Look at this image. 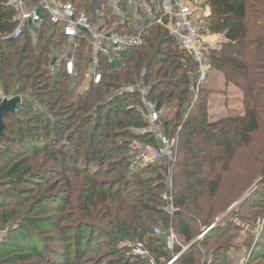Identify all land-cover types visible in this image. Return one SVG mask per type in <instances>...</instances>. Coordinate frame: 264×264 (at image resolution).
<instances>
[{"label":"trees","instance_id":"obj_1","mask_svg":"<svg viewBox=\"0 0 264 264\" xmlns=\"http://www.w3.org/2000/svg\"><path fill=\"white\" fill-rule=\"evenodd\" d=\"M5 1L0 0V94L26 99L18 104L19 116L3 118L0 140L12 148L0 151V190L18 195L0 201V228L7 233L0 241V264H150L168 256L166 264L179 253L172 264H203V259L227 264L243 229L238 223L256 220L257 211L245 205L248 199L236 203L255 181L264 184V0H202V8L210 10L209 33L226 39L209 49L207 65L241 93L243 107L242 114L214 122L207 105L217 90L201 85L193 96L192 57L164 27L149 20L142 24L144 44L122 55L117 66L99 55L101 82L76 93L62 64L51 71L54 51L63 43L59 27L45 21L35 37L18 34L15 13ZM61 1H71L76 12L94 10L88 0ZM107 25L135 32L114 15ZM87 47L79 42L76 53L79 86ZM138 84L153 110H175L172 120L160 116L178 138L172 214L163 199L164 166L156 163V173L148 175L153 165L131 171L128 148L121 143H156L152 135L138 134L147 127L148 111L134 88ZM123 87L126 92L98 105ZM158 224L188 248L169 250L165 239L152 233ZM135 243L149 258L131 254ZM258 249L264 250V224Z\"/></svg>","mask_w":264,"mask_h":264},{"label":"built area","instance_id":"obj_2","mask_svg":"<svg viewBox=\"0 0 264 264\" xmlns=\"http://www.w3.org/2000/svg\"><path fill=\"white\" fill-rule=\"evenodd\" d=\"M158 1V0H153ZM94 5H100L102 0H90ZM122 2V3H121ZM125 2L119 1L120 6ZM127 8L137 7V0H126ZM5 5L10 7L15 13V20L18 22L17 33L37 35L45 21L59 27L63 37V43L57 48L54 55V63L51 71H54L62 64L66 76L72 80L73 86L78 85V68L76 53L79 49V42L85 41L88 44L86 50V59L83 69V81L78 88L85 90L89 85H98L101 82V73L97 70L98 56L108 58L109 63L114 67L120 64V57L126 54L134 47L142 46L145 42V33H142V24L147 20L151 23L160 25L168 30L178 45L188 52L193 60V66L196 68V77L193 88L196 93L201 85L206 81L207 53L213 49L208 42L210 35L205 19L209 14H205L202 8V0H163L162 4L153 7L148 17L142 19V24L134 26L135 32H117L114 26L105 24L109 16L102 15L104 20L103 28L105 32L97 30L89 14L84 11L76 12L75 6L71 1L61 0H6ZM120 11L117 8L116 12ZM136 19L140 20L138 11H135ZM114 14V13H113ZM105 16V19L103 18ZM106 17H108L106 19ZM120 23H127L125 18H118ZM133 26V24H130ZM98 39V42L96 41ZM209 68V66H208ZM136 90V88H135ZM127 89L121 88L104 99V103L110 102L117 94L126 92ZM136 91L145 92L144 89ZM1 95V94H0ZM3 99H11L9 96L2 95ZM16 110V109H15ZM15 112V111H14ZM146 115L148 124L147 132L155 138V144L131 143L129 168L133 172L143 169L148 164L158 163L164 166L166 172L174 164L177 157V136H168L161 133L158 128L160 117L156 111L150 110ZM148 118V119H147ZM166 202L168 212L172 214L170 193L163 196ZM154 236H162L165 239L166 246L173 251L175 247H184L178 242L173 231L162 232L159 226L153 228ZM131 254L149 258L148 252L141 243L130 245ZM180 255H173L166 264H172Z\"/></svg>","mask_w":264,"mask_h":264},{"label":"rangeland","instance_id":"obj_3","mask_svg":"<svg viewBox=\"0 0 264 264\" xmlns=\"http://www.w3.org/2000/svg\"><path fill=\"white\" fill-rule=\"evenodd\" d=\"M149 9H150V7H149ZM55 51H54L53 57L55 55ZM206 70H207L206 71L207 78L203 84L204 85L203 87L217 90V92L212 93L209 97L210 99L208 101V108H207L209 111V114H210L209 120L211 122H214V121L226 116L229 113H231L233 115L242 114L243 113V107H242V103H241V93L234 86H231V85L226 86L224 77L221 74L217 73L214 70L209 69L208 66H206ZM194 75H195V73H194ZM194 83H195V76H194L193 85H194ZM193 85L190 87V91L194 96L196 94V91L193 88ZM72 87L75 88L76 93H78V92L81 93L84 91V90H80V88H78L79 85L72 86ZM227 87H228V89H227ZM134 88H136V90L137 89H140V90L144 89L145 90V87H142L141 84L135 85ZM120 90L121 89H119L118 91H120ZM117 92H115V93H117ZM139 93H140V91H139ZM141 94H142L143 98L145 99L144 102L146 103V107L148 110L147 113H148L150 110H153V106L149 103L147 96H145L146 90H145V92H142ZM1 96L2 95H0V98H4ZM11 99H13V98H11ZM11 99H9V100H11ZM14 99H18L19 105H20L22 103V101L24 99H26V96H20L19 98H14ZM3 100H8V99H3ZM107 103H104V99H103V101H100L98 103V105L103 106ZM17 109H18V106L16 107V110L13 113L15 116H19ZM153 111H155V110H153ZM164 112H168V113H160V112H157V113H158L159 117L161 116V117L167 118L168 120L169 119L172 120V117L175 113V110L173 109V107L165 110ZM213 114H215L216 116H214ZM146 115H148V114H146ZM161 117L159 118L160 121L158 122L159 131L161 133H165L166 135L173 137V134L170 131L172 125L169 124V127H164V123L161 121ZM144 118L146 120V116H144ZM8 124L9 123L6 122V126ZM89 127L90 126H88V128ZM147 128H148V124H147V127L145 130H147ZM85 131H87V130H85ZM145 133H147V132H145ZM138 134H143V132L140 131V132H138ZM121 143L125 144V146H127L128 152H126V154H128L130 157V149L129 148L131 146V143H142V142L135 139V140H127V141L121 142ZM6 147L12 148L11 146L7 145L6 143H2V141L0 140V151L4 150ZM123 154L125 155V153H123ZM150 165H153L152 169L149 170L148 172H146V175H148L149 173H156V170H154L158 167V164H156V163L148 164L143 169L147 168ZM172 167H173V165L170 167L168 172H166L165 169L160 172L165 177V180L167 182L168 193H170V190H171V183L170 182H171V175H172ZM143 169H140L137 172L142 171ZM0 192L2 193V197H1L0 201L10 199V198L14 197L15 195H18L16 193L18 191H16V190L9 191L8 189H1ZM247 199L249 202H248V204L246 203L245 205L246 206H252L253 209H255L257 211V213L254 215L252 213V218H255L256 220H255L254 224L249 223L248 225H245V224L242 225V222L238 223L241 227H243V229H242V232L239 235L237 241L235 242V244H233L234 248L230 249L228 252L227 264H262L264 261V260H262V258H264V250L258 249L257 252H255V250H254L255 245L257 243V240H258L259 236L261 235L263 224H264V184H262L261 181H259V180L255 181L254 184H252L250 187H248L247 190L244 192V194L239 198V200L237 201L236 204H239L242 201L246 202ZM236 204H234L230 209H228L225 213H223L221 215V217H219L217 220H215L213 225H215L221 219H224V217H226L230 213V211L233 210V208L236 206ZM242 215H244V217L250 218L249 213H246L244 211H243ZM157 226H159L161 231L164 232L162 225H159V224L154 225L153 228H155ZM252 226H254V227L251 228ZM208 229L203 231L202 235H204ZM5 230H6V228L5 229L0 228V241L1 242L7 237V233ZM246 231H249L251 233L246 232ZM253 233L255 234L254 235L255 237H252V238L247 237L248 235L253 234ZM11 237H14V236H11ZM246 237L248 238V240H246ZM46 239L47 238L44 239L45 240L44 243H46ZM244 241H245V243H244ZM178 242L181 244L182 247H184L183 250L187 249L189 246V245L184 246L181 243V240L180 241L178 240ZM49 247L53 248L56 246H53V244H51V245L49 244ZM156 247H158V246H156ZM158 249L161 250V248H159V247H158ZM163 253H165L166 255H169L165 250ZM91 255H94V254H91ZM253 256H254V258H252ZM166 257H168V256H164V258H166ZM164 258H161L159 261H155V259L152 258L149 260V262H150V264H162V263H164V261H166V259L164 260ZM206 261L207 260L203 259L202 263L208 264V261L207 262Z\"/></svg>","mask_w":264,"mask_h":264},{"label":"crops","instance_id":"obj_4","mask_svg":"<svg viewBox=\"0 0 264 264\" xmlns=\"http://www.w3.org/2000/svg\"><path fill=\"white\" fill-rule=\"evenodd\" d=\"M88 1L94 8L93 12L90 11L88 14L91 17V20H92L93 24L96 26L97 30H99L101 32L108 31V30H105L103 28L104 20L100 18L102 15L109 16V17H110V15H114L115 18H119L120 20H121V18H123V19L125 18L128 25L133 24V26H136L137 24H139V25L142 24L141 20L148 17V13H150V11L153 9V7H156L157 4H162V2H163V0H158L156 2L153 0H137V7H136V9H134V8H127V6L125 4L126 0H122L125 3H124V5H121V6L119 4V1H121V0H102V3L100 5H94L90 2V0H88ZM149 7H150V9H149ZM117 8L120 9V11L118 10V12H116ZM135 11H138V15L140 16V20L136 19L137 15L135 16V14H136ZM204 12H205V14H210L209 8H205ZM105 16L103 17L104 19H105ZM107 18L108 17H106V19ZM107 21L105 24H107ZM207 39H208V42L210 43V46L213 48H217L219 45H221L222 43H224L226 41V39L223 35H212V34H210ZM96 41L98 42V39ZM226 86H228V85H226ZM227 89H228V87H227ZM207 108H208V105H207ZM213 115L216 116L215 114H213ZM208 116L210 117L209 111H208Z\"/></svg>","mask_w":264,"mask_h":264},{"label":"water","instance_id":"obj_5","mask_svg":"<svg viewBox=\"0 0 264 264\" xmlns=\"http://www.w3.org/2000/svg\"><path fill=\"white\" fill-rule=\"evenodd\" d=\"M18 104H19L18 99L3 100L0 103V139L3 137V131L5 129V125L3 123V118L8 114L14 113Z\"/></svg>","mask_w":264,"mask_h":264}]
</instances>
